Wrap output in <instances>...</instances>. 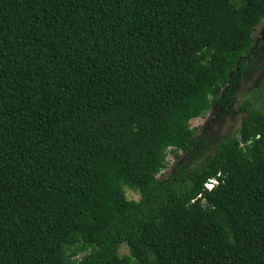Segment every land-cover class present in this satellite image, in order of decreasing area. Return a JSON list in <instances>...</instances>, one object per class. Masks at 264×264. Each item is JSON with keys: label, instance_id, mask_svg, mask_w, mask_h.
<instances>
[{"label": "trees", "instance_id": "obj_1", "mask_svg": "<svg viewBox=\"0 0 264 264\" xmlns=\"http://www.w3.org/2000/svg\"><path fill=\"white\" fill-rule=\"evenodd\" d=\"M263 22L264 0H0V264H264V79L234 105ZM212 109L241 118L213 144Z\"/></svg>", "mask_w": 264, "mask_h": 264}, {"label": "rangeland", "instance_id": "obj_2", "mask_svg": "<svg viewBox=\"0 0 264 264\" xmlns=\"http://www.w3.org/2000/svg\"><path fill=\"white\" fill-rule=\"evenodd\" d=\"M264 36V22L257 28V31L254 35L255 38L259 36ZM264 55V52H261ZM262 55V56H263ZM262 56L259 58L261 59ZM264 59L260 61L253 71L250 74H247L245 78L241 79L237 86L236 92L238 96L236 97L235 107L248 95L255 93L258 89L259 84L264 79ZM234 110L231 111L228 117L220 120L219 123H216L217 116L215 115V110L208 111L203 117L194 119L191 121L192 128L197 130V135H205V139L215 143L219 141L220 138L226 136L228 133L234 131L240 124V116ZM206 129V132L203 130ZM168 168L165 169L163 173H160L161 176H168L172 173L174 161L172 155H168ZM128 198L130 199H139L138 194H133L131 190H127ZM126 248L122 249V253H126Z\"/></svg>", "mask_w": 264, "mask_h": 264}, {"label": "clouds", "instance_id": "obj_3", "mask_svg": "<svg viewBox=\"0 0 264 264\" xmlns=\"http://www.w3.org/2000/svg\"><path fill=\"white\" fill-rule=\"evenodd\" d=\"M254 35H255V33H254ZM255 38V37H254ZM264 38V36H259V37H257V38H255V40H256V42H257V40H259V42H260V40L261 39H263ZM259 42H257V44H256V46L259 44ZM264 51V50H263ZM217 184V179L216 178H211V179H209L206 183H205V188L206 189H208V190H210V189H212L213 188V186L214 185H216Z\"/></svg>", "mask_w": 264, "mask_h": 264}, {"label": "flooded vegetation", "instance_id": "obj_4", "mask_svg": "<svg viewBox=\"0 0 264 264\" xmlns=\"http://www.w3.org/2000/svg\"><path fill=\"white\" fill-rule=\"evenodd\" d=\"M257 42H259V40H257Z\"/></svg>", "mask_w": 264, "mask_h": 264}]
</instances>
